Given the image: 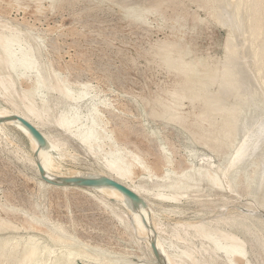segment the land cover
Masks as SVG:
<instances>
[{
    "label": "rangeland",
    "instance_id": "rangeland-1",
    "mask_svg": "<svg viewBox=\"0 0 264 264\" xmlns=\"http://www.w3.org/2000/svg\"><path fill=\"white\" fill-rule=\"evenodd\" d=\"M132 1L0 0V26L19 28L22 38L33 45L40 64L48 66L63 84L72 88L75 100L67 94L43 92L54 108L57 107L56 112L68 107L84 122L95 117L99 122L96 127L104 137L103 147L110 151L107 156L130 158L137 154L146 162L147 167L138 168L134 174L136 183H140L139 177H142L144 185L152 188V192L164 190L168 193L169 189L159 188L181 174L203 169L220 176L222 189L202 182L176 202L150 198V204L159 216V227L164 229L158 231V235L171 251L182 253L190 246L191 242L187 240L196 233L195 225L202 219L212 224L222 223L227 214L234 216L245 212L247 215H243H250L247 220L253 228L264 229L258 228L261 226L258 224L264 225V150L260 147L255 153L248 151L240 163L234 165L232 162L260 129L258 142L264 147V62L256 55L264 40L251 41L240 29L247 30L251 15L249 7L254 1L225 0L228 11L235 9L238 2L242 4V26L233 24L235 28H232L230 39L242 41L244 45L236 44L238 50L234 55L237 58L230 57L239 60L247 54L245 81L240 78L238 85L248 90L241 97L239 90L242 88L234 89L220 99L218 85L211 87L212 95L220 104L247 114L246 123L228 143L220 142L225 123L218 117L210 121L212 124L201 120L199 115L206 110L204 100L198 103L199 100L191 102L184 98L181 103L171 94L175 86L184 85L186 78L185 74L172 71L163 60L165 51L171 49L174 58L182 54L181 61H192L200 72L213 67L222 69L229 56L225 47L230 34L226 26L227 15L211 14L212 0ZM229 1L231 5H227ZM257 1V19L264 24V0ZM134 13L139 19H134ZM32 80H18V90L28 88ZM32 89L35 91L34 87ZM164 105H169L181 118L172 121L161 116ZM0 107L12 108L3 96ZM255 110L260 112L251 118V112ZM12 127L5 126L8 137L4 136L3 142L0 140L1 218L21 227L20 235H35V239L56 254L80 248L85 256L78 258L77 264H160L156 262L155 254H150L146 248L144 239H152V233L143 214L140 216L145 226L143 233L148 234H142L144 239H140L133 231L131 212L123 204L112 205L108 199L99 201L101 193L91 191L87 186L75 188L74 185L47 182L40 177L33 163L36 151L33 152L29 139ZM42 129L63 144L65 150L62 149V153L65 154L62 157L56 155L64 165L61 171H104L101 161L71 133L54 123H47ZM225 164L228 168L232 164V170H237L241 176L233 188L228 183V180L233 181L229 177L233 171L223 176ZM163 174L170 178L163 179ZM112 206L118 214L126 216L130 223L128 227L113 214ZM30 216L35 223L33 227L29 225ZM187 223L192 226L187 228ZM15 231H5L4 235L15 234ZM194 238L192 248L209 258V252L201 248L200 238ZM211 243L206 241L205 247L210 248ZM246 247L250 264H264L263 248L249 240ZM142 254L146 256L143 259L138 257ZM219 256H216L219 264H229L225 256ZM188 264L194 263L189 260Z\"/></svg>",
    "mask_w": 264,
    "mask_h": 264
},
{
    "label": "bare ground",
    "instance_id": "bare-ground-1",
    "mask_svg": "<svg viewBox=\"0 0 264 264\" xmlns=\"http://www.w3.org/2000/svg\"><path fill=\"white\" fill-rule=\"evenodd\" d=\"M124 1H128V0H124ZM253 1H254L253 6L251 5V7H249L251 15H250V22L248 28L247 30L244 28H240V29L245 34H248V37L251 41H254L256 39L262 41L264 40V24L262 23V21L257 19V13H258L257 4L259 2L257 0H253ZM129 2H125V3L129 4ZM211 2H212V6L210 8L211 14L218 15L219 17H223L225 14L227 15L226 26L229 28L230 31L228 41L225 46L227 50L226 52H228L229 54L227 64L222 69L216 67L215 68L210 67L211 69L208 68L207 70L203 69L204 71L203 72L201 71L202 72L201 73L199 69L195 68L194 66L195 63L193 64L192 61L189 62L181 61V59L183 58L182 54H179L178 58H174L172 53L173 50L171 49L165 51V53L163 54V60L167 67H169L171 70L174 69V71L176 70V72H179L177 74L180 73L185 74V78H186L184 81V85L179 86V84L177 83L179 87L175 86V89L174 90L172 89L173 91L171 92V94L175 98H177V100H181L180 101L181 103L183 101L182 99L184 98H188L189 100H191V102L199 100L198 103H200L201 100H204L203 105L206 110H203L204 112H202L199 115L201 120L210 122L212 119L215 118L216 120L218 117V119H220V121H222L223 124L225 123L221 132L222 135L219 134L221 135L220 142L228 143L235 139L238 129L241 127L243 123L244 124L246 123L247 114L246 113L241 114L240 112H237V110L227 108L222 102L220 104L219 101L216 99V97L212 95L211 87L216 84L218 85V89H219L218 95L220 99L224 98L223 94L224 95L228 94L230 91L233 92L235 91L234 89L242 88V90H239L241 92V97H243L248 91L245 86L240 84L238 85L240 78L245 81L246 72L244 71L245 68L244 60L246 59L247 54L241 56L239 60L238 59L232 60V58L230 57V56H234V58H237L234 55L238 50L236 44L242 43V46L244 45L242 41L234 40L233 42L230 39V35H233L232 28L233 27L235 28L233 24L239 25V27L242 26V19H243L242 7H241L242 4L241 2H238L237 5L238 8L236 6L235 9L233 7L232 10L228 11L226 8L227 6L225 0H212ZM11 4H13V2H11L10 5ZM156 4L158 3H155V5ZM34 5L36 6V3ZM152 5L149 6L152 7ZM227 5H231L230 1ZM245 7L248 10L247 6ZM122 8H124V6ZM133 17L134 19H139L138 14L134 13ZM173 25L175 26V24ZM177 42L178 41H176V43ZM256 55L258 60L263 63L264 62L263 41L261 43L260 49L256 52ZM178 61L181 63H179ZM237 70H240L241 72L237 73ZM31 72H33L34 75H32ZM28 78L31 80L34 79L32 80L31 83L28 84L29 87L27 86L28 88H24V89L20 88L21 91L18 90L17 88L18 80L22 81V80H27ZM32 87L35 88V91H33ZM43 92H47V93L58 92V94L60 95L67 94L72 99L74 100L76 99L75 96H72V88H69L65 84H63L57 73L52 72L48 68V66L45 67L40 64L39 60L37 59V56L35 55L33 45L28 40L22 38L19 28H12L6 24L1 25L0 26V95H1L0 97L2 96L5 97L7 101L11 104L12 108L0 107V140L3 139L4 136L8 137V134L5 130V126H9V127L13 126L17 130H19L23 135H25L30 141L29 143L31 144L33 152L36 151V157H33L32 160L41 178L43 177L39 170L38 162H40L41 165L44 167L46 174L53 178L105 175L108 177H112L113 179L119 181L120 183L128 186L130 189L138 193L144 199V201L147 204V208H144L141 204L133 203V201L127 195H125L120 190L112 186H96V187H89V189L101 193L100 194L101 198H99V201H103L101 199L104 200L108 199L112 205L123 204V206H125V208H127L131 212L132 217L130 218V220L131 223L133 224L132 225L133 227L132 226L131 227L133 228L135 235H137L140 239L141 238L144 239L142 234H146L145 236H147L148 234V233H143L145 226L142 222V219L140 218L141 214H143L146 219L145 220L146 224L150 228L152 233L151 235L152 239L150 237L148 238L145 237L146 239H144L146 243V248L150 254H154L152 248V242H155L158 249L161 251L163 257L168 262V264H188L189 260H191L192 263L194 264H219L216 260V256L217 258H219L220 254L226 257V262L229 264H250V258L248 256L249 250L246 247L247 240L254 241L255 243H257V245L260 248L264 249V229L259 228V227L264 228V225L262 226V224L256 220L257 222L260 223L258 225L261 226L257 225L259 229H256L257 227L255 226L253 228L250 222H248L247 220V218L250 215L246 217L245 215L247 214H245L244 212L243 214L245 215H243L241 212L234 216L227 214V216L223 219L222 223H219L220 221H218L217 223L212 224L211 222H207L202 219L201 221L197 222V224L195 225L196 233L193 236H190L187 240L188 243L191 242L190 246L186 247L182 253H175L171 251L169 247L166 246L163 237H160V235H158V231H163L164 229L159 227V225H161L157 219V217L159 216H157L156 211L151 206L149 201L150 198L155 197L161 200L176 202L179 201L185 194H187L192 187L201 185L202 182L209 183L211 187H217L218 189H222L223 188L221 182L222 180L220 179V176L216 173L211 174L207 171H203V169L201 170L196 168L197 170L194 172H190L187 175L181 174L176 179L168 181L165 184L162 183L163 186L162 188L160 187L159 189H164V188L169 189L168 193L164 190H159L157 193H154L152 192L153 191L152 188H149L148 186L144 185L143 183L145 181L144 178L139 177V180L141 181L140 183H136L134 181V174L137 172V169L140 167H147L145 165L146 162L143 161L139 155L132 154L130 158L124 157L122 155H114L111 157L107 156L110 153V151H105L103 147L102 140L104 137L101 135V133L98 131L96 127V125H99L98 120L95 117H92L91 119H87L84 122L82 121V117L76 114L73 111V109L68 107L56 112L55 109L57 107L55 106L56 108H54L52 101L49 98H47ZM36 97L40 98V102H37ZM180 112L181 111H178V113ZM259 112L260 110L252 111L251 118L256 117ZM14 115H20L22 117H25L28 120H30L36 127H38L45 136L47 140V144L45 146H40L38 141L35 139V137L32 135L30 130L24 124H22L20 121L16 119L10 118ZM161 116L165 117L166 119H170L172 121L173 120L177 121L179 118H181L171 109L169 105H166L164 107ZM47 123H54V125L59 127L60 129H63L71 133L75 137V139H77L82 145H84L85 148H87V150H89L99 161H101V164L104 167V171L84 172V173L77 170H70L67 172L61 171V167H63L64 165L62 166L61 160H59L58 157H56V155L62 157L63 156L62 154L64 153V152L62 153V149L63 150L65 149L62 148L63 144L61 142H59L54 136H51L42 129V126H45ZM210 124H212V122H210ZM187 126L188 125H186V127ZM261 130L262 129L258 131L255 138L253 137L251 141H249L247 145H245L244 148L238 152L237 158L235 157L234 161H232L234 165L241 162L246 152L251 151L252 153H255L256 150L260 147L262 151L264 150V147L262 148L263 144L258 142L259 140L258 136ZM208 133L210 134V132ZM110 134L109 136L113 137V135ZM211 135L214 134L211 132ZM65 145L67 146V144ZM165 158L166 156L164 155V160H166ZM63 161H65L64 157H63ZM230 166L233 165L230 164ZM230 166L229 168L226 166L227 168H225L226 170L224 169L225 171H223L224 172L223 176L224 175L226 176L229 174L230 171H233ZM166 177L170 178L167 175H165L164 178L163 177L162 178L166 179ZM229 177H232L233 179L232 182L227 179L230 188H233V184L238 183L241 179V176L239 175L237 170L233 171L231 173V176L229 174ZM77 187L80 186H76L75 188ZM84 191L86 192L85 189ZM112 209H113V214L117 216L119 219H121L120 222L124 221V223L128 227L130 223L127 222V219L125 218L126 216L118 214L119 212L117 213L114 207ZM31 218L32 216H30V220ZM256 221H253L252 223ZM32 222L33 221L31 220V222L29 223L31 227L35 226V223ZM185 226L189 228L192 226V223H187ZM19 228L21 227L16 226L12 224L11 221H8L0 217V264H7V263L9 264H77L76 260L80 257L82 258V256H85V252L80 248L74 250L68 249L65 252L64 251L61 252L63 254H59V253L56 254L54 253V251L50 250V248L47 245H43L37 239H35L36 238L35 235H30L28 237H24L20 235L18 231ZM10 230L13 231L16 230L15 234L12 233L9 234L8 236H5L4 232ZM194 237L200 238L201 248H203L204 251L209 252V258L205 257L201 253V251L197 253V250L192 248L191 244H195ZM206 241L210 243L212 242L211 245L209 246L210 248L205 247ZM198 256H202V257H198ZM138 257L143 259L146 256L142 254V255H138ZM156 262L159 263V261ZM100 264H105V263L101 262ZM116 264H119V262Z\"/></svg>",
    "mask_w": 264,
    "mask_h": 264
},
{
    "label": "water",
    "instance_id": "water-1",
    "mask_svg": "<svg viewBox=\"0 0 264 264\" xmlns=\"http://www.w3.org/2000/svg\"><path fill=\"white\" fill-rule=\"evenodd\" d=\"M10 118L16 119L20 121L22 124H24L30 130V132L35 137V139L38 141L40 146H45L47 144V140L45 136L43 135V133L30 120L20 115H14ZM38 167L42 174L43 179L53 185H75V186H88V187L112 186L120 190L125 195H127L133 201V203L141 204L144 208H147L146 202L138 193L130 189L128 186L113 179L112 177L100 175V176H77V177H55L53 178L46 174L45 169L41 165L40 162H38ZM152 248H153L154 254L156 258L158 259L159 263L168 264V262L163 257L161 251L158 249L155 242H152Z\"/></svg>",
    "mask_w": 264,
    "mask_h": 264
}]
</instances>
